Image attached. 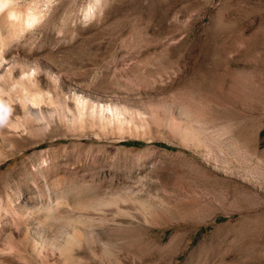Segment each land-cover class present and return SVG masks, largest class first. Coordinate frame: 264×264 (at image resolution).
<instances>
[{
  "label": "rangeland",
  "instance_id": "374dc122",
  "mask_svg": "<svg viewBox=\"0 0 264 264\" xmlns=\"http://www.w3.org/2000/svg\"><path fill=\"white\" fill-rule=\"evenodd\" d=\"M12 4L42 19L10 51L124 109L100 134L56 121L0 155V203L90 204L59 212L96 237L68 264H264V0ZM83 175L103 190L72 193ZM46 179L61 186L50 201Z\"/></svg>",
  "mask_w": 264,
  "mask_h": 264
},
{
  "label": "bare ground",
  "instance_id": "6f19581e",
  "mask_svg": "<svg viewBox=\"0 0 264 264\" xmlns=\"http://www.w3.org/2000/svg\"><path fill=\"white\" fill-rule=\"evenodd\" d=\"M14 11L15 19L0 13V140H5L4 144L8 145V148L0 145V155L6 151L13 152L20 145L25 151L27 148L24 145L31 141L34 146L40 145L45 137L52 135L56 121L70 131L81 129L85 135L88 130H93L100 134L112 122V118H117V113L122 112L124 106L118 107L114 103L115 106L108 101L109 97L107 99L90 92L78 93L76 87H65L58 75L34 55L20 58L17 52L10 51L11 41L23 37L27 30L29 24L26 21L35 22L41 18L38 14L30 15L21 9ZM262 80L257 85L255 83V88L264 87ZM126 108L127 111L129 108ZM38 132L43 134L39 140L31 137ZM60 177H57L56 182L61 185ZM84 180L85 175L71 178L72 193L77 196H84L86 191L97 194L104 188L102 183L91 188L83 184ZM56 182L46 179L49 201L53 196L52 188L61 187ZM54 195L56 198L48 204L42 197L33 204L30 201L22 204L11 201L0 203L3 216L10 214L15 218L10 224L0 222V264H68L76 247L94 242L96 237L90 226H80L75 220L60 218L59 213L63 208L70 210L75 205L90 204L80 199L73 200L71 195ZM57 220L70 225L63 239L58 235L59 230L54 228Z\"/></svg>",
  "mask_w": 264,
  "mask_h": 264
},
{
  "label": "clouds",
  "instance_id": "9594fccd",
  "mask_svg": "<svg viewBox=\"0 0 264 264\" xmlns=\"http://www.w3.org/2000/svg\"><path fill=\"white\" fill-rule=\"evenodd\" d=\"M0 13H6L9 19H15L16 13L13 9L12 0H0ZM33 21H26L29 25H31Z\"/></svg>",
  "mask_w": 264,
  "mask_h": 264
},
{
  "label": "trees",
  "instance_id": "16d2710c",
  "mask_svg": "<svg viewBox=\"0 0 264 264\" xmlns=\"http://www.w3.org/2000/svg\"><path fill=\"white\" fill-rule=\"evenodd\" d=\"M261 132L264 133V129ZM124 144L135 145V144H138V142L137 141H124Z\"/></svg>",
  "mask_w": 264,
  "mask_h": 264
}]
</instances>
